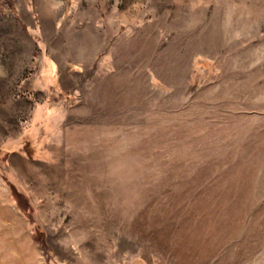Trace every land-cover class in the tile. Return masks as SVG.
<instances>
[{"label": "rangeland", "instance_id": "374dc122", "mask_svg": "<svg viewBox=\"0 0 264 264\" xmlns=\"http://www.w3.org/2000/svg\"><path fill=\"white\" fill-rule=\"evenodd\" d=\"M106 2L0 0V264H264V0Z\"/></svg>", "mask_w": 264, "mask_h": 264}, {"label": "crops", "instance_id": "0c3cea01", "mask_svg": "<svg viewBox=\"0 0 264 264\" xmlns=\"http://www.w3.org/2000/svg\"><path fill=\"white\" fill-rule=\"evenodd\" d=\"M107 0H100L101 7L103 12L107 10L106 2ZM97 17V18H96ZM98 16L94 15V19L92 23L86 27V32L82 34L79 41L76 44V50L70 52V57L67 60H64L67 64L68 68L72 65H83L91 60L99 49L100 41L102 39V31L101 28L96 25ZM48 17H44L42 21H38L37 23L41 24V27L38 28V31L44 30L43 23H46ZM40 29V30H39ZM52 58L48 62L43 61L40 65L42 71H40V76L37 79V87L39 89H58L61 87V79L63 78V72H66L65 66H60V59H57V53L55 47L53 48ZM64 63V62H63ZM34 86V88H35Z\"/></svg>", "mask_w": 264, "mask_h": 264}]
</instances>
